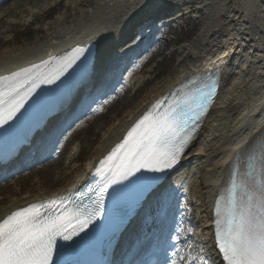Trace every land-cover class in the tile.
Here are the masks:
<instances>
[{"label": "bare ground", "instance_id": "1", "mask_svg": "<svg viewBox=\"0 0 264 264\" xmlns=\"http://www.w3.org/2000/svg\"><path fill=\"white\" fill-rule=\"evenodd\" d=\"M6 1L8 0L0 5V35H6L9 31L8 19L11 25L29 26L38 22L42 10H38V6L46 0H12L11 3L3 5ZM62 1L51 0L50 11L60 6ZM193 1L198 5L192 12L185 7ZM208 2L209 0H67L69 6L64 9V13L71 11V17L62 14L45 26V38L6 48L0 53V80L49 61L71 58L77 49H81L82 53L76 59V70L60 99V108L70 104L74 100L72 98L84 90L89 95L106 90L112 76L114 80L116 77L119 80L118 86L101 101L102 105L96 107L90 116L80 120L73 129L76 132L89 124L87 133L97 138L101 135V127H96L95 124L106 103L114 95L120 96L124 91L141 84L135 93L137 95L147 84V76L137 74L145 60L141 59L145 56L138 58L136 51L146 43L151 44L147 42V36H144L124 46L127 27L147 7L150 9L142 14L146 22H151L158 15L159 12L154 6L159 4L173 6L172 10L177 18L174 15L170 23L180 24V17L184 19L189 11L193 16L205 14ZM210 18L211 23L203 28L197 46L190 49L182 47L178 70L152 86L136 104L133 102L134 98L130 99L125 103L127 111L124 115L110 120V126L103 133L98 145L90 151L85 167L70 184L51 190L66 179L57 172L60 157L63 155L60 152L56 162L38 168V171L46 169L47 174H55L53 181L45 188L40 184L37 188H26L24 193L16 190L0 207V222L13 212L65 196L72 186L83 183L92 176L93 170L115 149L128 131L168 92L198 73L221 70L223 90L219 104L208 116L196 140L180 159L175 171L149 195L123 231L107 244L110 262L124 264L128 253L137 251L142 234L158 227L175 210L177 203L190 196L185 210L186 216L192 218L189 220L191 226L188 231L192 227L194 230L184 241L181 240V248L177 254L178 263L190 255L186 264H218L210 240L211 202L225 187L234 158L238 154L248 155L260 140H264V0H219ZM168 26L169 23L165 24L161 30L166 31ZM157 38H161L160 33ZM10 42L12 41L6 40L4 45H9ZM158 42L156 41L149 52L157 47ZM148 48L149 46L146 49ZM117 64H120L119 70L114 74ZM102 78H106L104 82L101 81ZM39 135L40 132L34 137L38 138ZM70 135L71 133L65 139ZM83 141L86 144L91 143L87 139ZM37 142L44 143L41 138L36 140V146L29 149L28 154L38 148L40 144L37 145ZM77 152L78 146H73L70 153L71 157L74 156L73 162L77 160ZM78 169L79 167L75 168V171ZM189 212L191 214L187 215ZM191 239L194 244L188 250L186 247L189 248Z\"/></svg>", "mask_w": 264, "mask_h": 264}, {"label": "snow or ice", "instance_id": "2", "mask_svg": "<svg viewBox=\"0 0 264 264\" xmlns=\"http://www.w3.org/2000/svg\"><path fill=\"white\" fill-rule=\"evenodd\" d=\"M81 53L77 49L51 74L28 71L11 77L10 83L0 80V127L16 116L40 84L59 80ZM214 91V85H204L174 99L163 110L157 104L128 132L124 142L101 161L96 172L103 182L87 203L79 198L72 203L73 197L69 196L31 205L0 222V264H53L57 239L70 241L101 220L110 189L114 203L127 196L139 202L150 194L162 179L160 174L180 162ZM115 185L123 187L114 188ZM227 193L221 197L223 206L217 204L216 219V245L223 261L264 264V145L249 155L244 170L234 172ZM65 251L61 249L60 255Z\"/></svg>", "mask_w": 264, "mask_h": 264}, {"label": "rangeland", "instance_id": "3", "mask_svg": "<svg viewBox=\"0 0 264 264\" xmlns=\"http://www.w3.org/2000/svg\"><path fill=\"white\" fill-rule=\"evenodd\" d=\"M11 1L12 0H9L8 3H11ZM76 1L83 2L92 0ZM195 2L196 1H193L190 6H193V8L197 7L198 3ZM218 2L219 0H209L205 14H198L196 17L193 16L194 18L191 19L184 18L178 29H171L168 33H166L164 36L165 40H163V42L160 44V47L155 51L152 50V52L149 54L150 56L146 58V62L142 63L143 66L141 67L138 74L144 77L147 76L145 79L147 84L142 87V92L138 93L137 95L135 94L141 86V84H137L135 87L125 91L122 95L114 96L106 105L103 113L98 116L95 125L96 127H101V135L99 137L95 138V136L87 133V126L89 124L85 125V128L75 134L73 141L66 149V152L60 160V164L57 166V172L59 171L61 176L63 175V177H66V179L64 182L55 185L53 188H51V190H57L65 185L70 184L74 177L85 167L90 155V151L96 145H98L103 133L107 130L108 126H110V120L121 118L127 111V109L124 107L125 103L134 98L133 102L136 104L145 94L149 92L152 86L164 78L172 76L178 70L182 47L190 49L193 46H197V40L199 39V36L205 25L210 22V17L214 12ZM8 3H6V5ZM68 6L69 4H67V0H64L59 7H56V10L54 9L50 11L52 2L51 0H46L43 4L38 6V10L42 9L41 13L39 14L40 20L31 24L30 27L26 25H11V21L8 19L7 26L9 31L6 33V35H0V53L6 48H13L19 44L24 45L31 43L34 40L36 41L45 38L46 35L43 33V28L45 26L54 22L56 18L62 14H66L67 17H71V11L64 13V9ZM206 15H209V17H206ZM6 40H10L12 42H10L9 45H4ZM149 70H151V72H149ZM84 139H87V141L91 143H83ZM73 146H78V160L74 163H70V153ZM77 167H79V169L75 171V168ZM54 173H56V171H54ZM53 175L47 174L45 171L34 173L32 178L16 180L14 181V184H7L6 186L2 187L0 189V207H2L4 203L10 199V197H12L16 190H20L21 193H24L26 188H37L40 186V184L42 187L44 186V188L47 187L46 185L53 181ZM183 261H185V259H183Z\"/></svg>", "mask_w": 264, "mask_h": 264}]
</instances>
